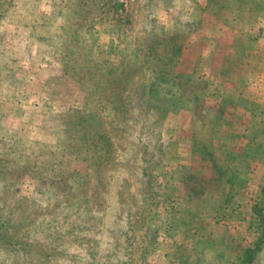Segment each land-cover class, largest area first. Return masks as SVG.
I'll return each instance as SVG.
<instances>
[{"label": "rangeland", "instance_id": "1", "mask_svg": "<svg viewBox=\"0 0 264 264\" xmlns=\"http://www.w3.org/2000/svg\"><path fill=\"white\" fill-rule=\"evenodd\" d=\"M260 6L0 0V264L239 262L264 198L244 122L264 110L231 94L256 84L263 16L222 66L226 94L205 52L215 35L234 49Z\"/></svg>", "mask_w": 264, "mask_h": 264}, {"label": "crops", "instance_id": "2", "mask_svg": "<svg viewBox=\"0 0 264 264\" xmlns=\"http://www.w3.org/2000/svg\"><path fill=\"white\" fill-rule=\"evenodd\" d=\"M262 5V4H261ZM261 13V14H260ZM242 15L243 18H240L238 23L235 25V27L233 28L234 30V35H235V43H234V49H230L233 48V46H230L229 43L226 42V40H220L217 39V35L216 38H208L207 39V43H206V52H205V62H206V69H207V77L208 80L210 82H212V85H215V87L217 88V91L215 93V95H222V94H226V82L228 79V74L227 72H225V70H222V66H224V62L225 60L228 58L229 55L231 56H235L238 53H240V48L243 46L238 45L237 42L243 40V38L246 35V32L248 33L251 30V20L253 15L257 17L258 19H261L259 16L262 15V23H257L256 22V28L257 29H261L264 31V6H260V7H254V8H249L247 7L246 9H244L242 11ZM258 15V16H257ZM245 16H248L246 23H243V20L246 19ZM245 17V18H244ZM260 25V26H258ZM218 27H225V25L223 26H210L208 28V30L210 29V31H215L214 29H218ZM245 34V35H244ZM213 35V34H212ZM209 36V34H208ZM240 37L242 38V40H240ZM243 45V44H242ZM260 47H262L261 50V55L258 53L259 50V46L258 49L255 50L257 54L256 57V66L258 68L259 64V68L260 71L256 70L255 71V80H256V84H254V86H251L252 83L248 84V88L244 89L243 91H245L242 94L241 93H233L231 94V98H233V101H238V102H234V104L232 103V105H236L237 103H240V100H243L244 104L242 105L244 107V109L246 110H255V111H263L264 110V42H259ZM245 46V45H244ZM238 48V49H237ZM260 72V73H259ZM249 90V94L246 93V90ZM211 90V89H210ZM210 90L207 92L211 93ZM212 91V90H211ZM239 92V91H238ZM219 93V94H218ZM211 95V94H209ZM248 95V96H247ZM220 97L219 100L216 102V107L218 108H223V106L220 105ZM240 99V100H239ZM245 110V111H246ZM244 128L246 130H250V132H252V134L250 133L248 135L247 131L245 132V137L249 138V139H257L258 143L256 145L255 148V152H252V156H251V160L252 163H250L251 167H253V170H258L256 172V176L253 180V184H254V188L259 187L262 188V184H263V171H264V141H263V135H264V118L260 119L258 118V120L253 121L251 124L250 123H246L244 122ZM248 135V136H247Z\"/></svg>", "mask_w": 264, "mask_h": 264}, {"label": "trees", "instance_id": "3", "mask_svg": "<svg viewBox=\"0 0 264 264\" xmlns=\"http://www.w3.org/2000/svg\"><path fill=\"white\" fill-rule=\"evenodd\" d=\"M263 190V189H262ZM264 195V192H261ZM252 218L254 219L252 226L254 231H256V238L252 242V246H246L243 250V254L239 259V262L234 264H249L253 261L254 254L259 252L264 247V198L262 200H256L251 208ZM136 221L138 219L143 220L141 217H136Z\"/></svg>", "mask_w": 264, "mask_h": 264}, {"label": "built area", "instance_id": "4", "mask_svg": "<svg viewBox=\"0 0 264 264\" xmlns=\"http://www.w3.org/2000/svg\"><path fill=\"white\" fill-rule=\"evenodd\" d=\"M122 2H124V5H125V3H126V0H121Z\"/></svg>", "mask_w": 264, "mask_h": 264}]
</instances>
